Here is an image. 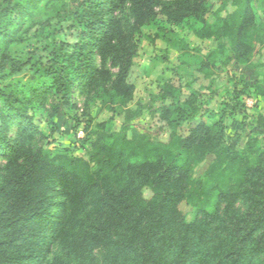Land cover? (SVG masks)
I'll list each match as a JSON object with an SVG mask.
<instances>
[{
    "label": "trees",
    "instance_id": "16d2710c",
    "mask_svg": "<svg viewBox=\"0 0 264 264\" xmlns=\"http://www.w3.org/2000/svg\"><path fill=\"white\" fill-rule=\"evenodd\" d=\"M50 1L0 0L2 43L20 41L27 21ZM120 1L70 0L56 17L69 27L80 26L75 27L74 50L54 47L45 61L18 65L16 71H31L26 83L18 79L0 89V152L21 160L18 169L7 167L0 180V264H52L47 258L54 244L64 240L70 248L89 251L99 243L108 244L104 264H264V147L250 136L243 149L235 144L237 135L228 143L221 122H198L180 136L179 121L194 114L186 115L182 105H165L160 117L170 129L166 141L153 142L135 132L107 149L101 168L94 172L80 168L75 159L58 160L33 150L21 139L6 140L3 109L23 116L19 105L49 92L68 104L74 79L97 86L95 56L103 62L100 66L110 61L117 69L112 92L121 101L131 98L132 86L126 79L137 45L112 25L110 8ZM130 1L135 21L153 16L158 3ZM229 5L234 6L232 11L227 10ZM174 8L181 19L200 24L196 37L217 42V49L206 57L211 65L220 55L225 56L224 64H248L256 46L264 42V23L257 19L252 0H179ZM210 16L214 21L209 22ZM261 66L264 83V63ZM37 82L42 85L34 93ZM27 118L32 133V115ZM209 154L213 161L202 177L194 178V167ZM133 158L140 165L135 167L137 182L152 192L148 199L139 189L118 187ZM53 180L56 184L50 189ZM63 182L73 192L68 203L58 195ZM180 202L194 209L195 219L184 220L177 211ZM237 202L244 204L243 210L235 206ZM68 206L71 213L65 221L59 210ZM51 208L54 214L49 213ZM78 212L83 235L68 224Z\"/></svg>",
    "mask_w": 264,
    "mask_h": 264
},
{
    "label": "rangeland",
    "instance_id": "374dc122",
    "mask_svg": "<svg viewBox=\"0 0 264 264\" xmlns=\"http://www.w3.org/2000/svg\"><path fill=\"white\" fill-rule=\"evenodd\" d=\"M69 1L51 0L33 21H27L18 42L5 45L0 34V89H8V85L18 79L26 83L31 71L27 68L16 71L18 65L27 61H45L54 47L74 50L78 41L75 27L80 26L69 27V22L59 21L56 17V13ZM157 1L153 16H141L136 21L130 0H121L110 8L112 25L118 27L124 39L137 45L126 79L132 86L130 99L121 101L112 92L111 84L117 69L110 61L100 66L103 62L95 56V64L99 67L97 86L74 79L68 104L49 92L19 105L20 111L25 113L23 116L8 114L2 108L6 120L2 130L6 140L21 139L33 150L40 149L43 154L58 160L75 159L80 168L86 167L94 172L101 168L107 149L116 147L122 138L130 139L135 132L153 142L166 141L170 129L161 119L160 110L165 105H182L186 115H194L192 119L179 121L178 135L186 136L190 127L198 122H221L228 143L234 142L237 135L239 139L235 144L243 149L250 136L257 146L264 147V83L261 75L264 42L256 46L248 64L233 61L224 64L225 56L220 55L211 65L206 63V57L217 49V42L213 38L195 36L194 31L200 24L180 18L174 8L179 0ZM217 7L216 4L214 9ZM252 7L257 19L264 23V0H252ZM233 8L229 5L227 10L232 11ZM208 20L214 21V16ZM41 85L37 82L33 92L36 93ZM163 88H166V94ZM31 115L33 128L29 133L27 117ZM8 156L0 152V180L7 167L18 169L21 164L20 159ZM213 158L209 154L199 162L194 167L193 177H202ZM137 159L133 158L126 164L118 187L121 185L129 192L139 189L142 197L148 199L152 195L150 188L137 182L139 175L135 167L140 166ZM55 184L56 180H53L50 189ZM64 184L58 195L60 200L68 203L73 192ZM235 206L241 210L245 207L241 202ZM59 211L67 221L70 206ZM177 211L186 222L195 219L194 209L184 202L177 204ZM49 213L54 214L55 209L51 208ZM77 216L70 222L68 220V224L77 235H83V217L79 212ZM66 241L54 244L52 255L47 258L52 264L105 263L110 248L108 244L99 243L89 251V248H70Z\"/></svg>",
    "mask_w": 264,
    "mask_h": 264
}]
</instances>
